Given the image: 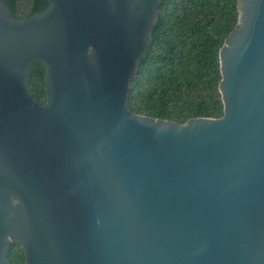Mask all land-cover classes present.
Instances as JSON below:
<instances>
[{
  "label": "water",
  "instance_id": "water-1",
  "mask_svg": "<svg viewBox=\"0 0 264 264\" xmlns=\"http://www.w3.org/2000/svg\"><path fill=\"white\" fill-rule=\"evenodd\" d=\"M48 1L0 0V264H264V0L220 48L223 115L184 123L128 102L163 0Z\"/></svg>",
  "mask_w": 264,
  "mask_h": 264
},
{
  "label": "trees",
  "instance_id": "trees-1",
  "mask_svg": "<svg viewBox=\"0 0 264 264\" xmlns=\"http://www.w3.org/2000/svg\"><path fill=\"white\" fill-rule=\"evenodd\" d=\"M13 18L45 11L48 0H3ZM239 0H163L153 41L132 79L130 109L138 114L184 123L194 117H221L224 105L219 51L237 26ZM45 67L35 61L29 72L34 97L45 102ZM11 264H26L14 243Z\"/></svg>",
  "mask_w": 264,
  "mask_h": 264
}]
</instances>
